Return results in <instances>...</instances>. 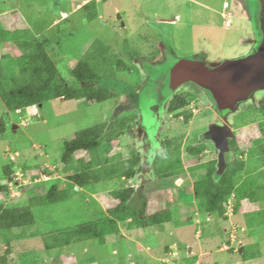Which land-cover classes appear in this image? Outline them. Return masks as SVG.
I'll return each mask as SVG.
<instances>
[{
  "label": "rangeland",
  "instance_id": "rangeland-1",
  "mask_svg": "<svg viewBox=\"0 0 264 264\" xmlns=\"http://www.w3.org/2000/svg\"><path fill=\"white\" fill-rule=\"evenodd\" d=\"M87 1L93 0H0V23L4 28H31L37 35L50 38L47 48L63 81L72 79V70L96 41L111 46L114 53L133 66L131 71H119L122 83L110 81V88L117 89L118 95L109 100L51 98L24 113L10 114L9 129L0 138V182L9 184V202L21 195L44 194L53 181L68 182L66 173L59 169L66 139L84 128L138 111L141 101H159L160 84L152 75L160 69L158 63L169 57L167 51L177 58L199 53L209 60H222L242 55L251 41L249 21L255 13L252 0H96L99 16L95 19H89L83 10ZM19 53L12 43L0 44V59L9 55L5 62L11 63ZM173 62L169 59L167 66ZM170 80L168 84L173 85ZM180 90L191 95L194 115L189 124L183 123L182 118L165 115L161 132L163 138L184 134L185 148L201 140V133L206 135L217 114L202 89L185 84ZM259 106L253 105L249 108L251 113H241L237 118L234 138L244 151L238 153L243 159L249 157L251 148L264 142V111ZM143 141V132L131 125L119 139L104 147L103 154H125L129 147L142 150ZM204 142L207 149L200 158L187 159L183 155L186 172L180 176L183 179H176L181 185L169 178L152 177L145 166L133 179L101 181L93 191L75 186L69 199L36 206L34 225L5 235L14 237L12 264H161L165 260L186 264L187 259H195L193 264H264V216L260 215L264 201L245 200L235 211V199L231 197L228 219H208L195 197L194 183L202 172L194 173L189 166L217 156L215 145L207 136ZM78 156L89 158L84 152ZM259 162L250 163L245 171L251 174L244 176H248L249 183L264 186V165ZM10 163L15 166L16 182H8L3 174L4 165ZM123 185L139 189L135 194L138 211L144 195L148 199L147 213L169 209L172 220L158 227H127L119 223L120 232L109 234L103 244L88 240L62 250L45 249L44 235L107 216L116 205L114 191ZM197 219L205 223L202 225ZM248 219L254 224L248 226ZM229 243L232 251L221 249ZM243 244L251 245L247 250L256 253V257L245 259L239 251ZM7 248L0 243V253Z\"/></svg>",
  "mask_w": 264,
  "mask_h": 264
},
{
  "label": "trees",
  "instance_id": "trees-1",
  "mask_svg": "<svg viewBox=\"0 0 264 264\" xmlns=\"http://www.w3.org/2000/svg\"><path fill=\"white\" fill-rule=\"evenodd\" d=\"M252 3L255 9L252 21L256 27L258 0H252ZM82 7L89 19L99 16L96 0L87 1ZM1 43H12L20 53L14 56L11 63L5 62L8 54L0 59V100L3 104V113L0 114V138L9 129L8 118L12 112L24 113L29 107L41 106L51 98L109 100L118 95L117 89L110 88V81L122 83L118 78L119 71L133 69L124 57L113 52L111 46L96 41L72 70V79L63 81L60 70L47 48L50 38L46 35H37L31 28H4L0 23ZM201 56L203 55L199 53L183 58L169 55L158 63L160 69L154 74L151 73L152 77L159 78H156L157 84H160L159 101L157 99L141 101L138 103V111L133 110L124 117H114L102 124L84 128L73 138L66 139L61 156V163L64 166L61 164L59 169L66 173L68 182L53 181L44 194L31 193L28 197L21 195L17 200L10 202L7 201L9 184L0 182V195H3V199L0 200V234L3 235L2 237L0 235V243L8 246L0 253V264L13 263L10 253L14 237L11 235L5 238V235L14 229L34 225L36 206L69 199L75 186L93 191L101 181L115 178L133 179L143 172L145 166L149 168L152 177L175 181L186 172L183 155H186L187 159L201 157L200 155L207 149L204 142L205 134L201 133V140L203 138L204 141L191 142L183 148L184 134L163 138L161 132L166 124L165 115L169 118H182L185 124H189L194 115L190 106L192 97L190 94L180 92L182 86L192 84L212 97L201 77V73L209 65L205 62L208 59ZM169 59L174 62L168 67ZM144 68L147 67L143 66ZM170 79H173V85L168 84ZM259 110L264 111V99L260 102ZM131 125H137L138 130L143 132L142 150L129 147L125 154L120 152L105 156L104 147L119 139ZM233 139L230 140L231 153L224 168H220L217 156L189 166V170L194 173L198 170L202 172L200 179L194 183V194L207 218L213 216L216 219H228L226 212L231 197L235 199V211H238L245 200L264 201V186L253 185L248 182V176H244V173L250 176L251 172L245 170L253 161H260L259 163L264 165V142L251 148L249 157L243 159L238 153L243 154L244 151L239 148L237 140ZM81 152L87 153L89 158L78 156ZM3 170L8 182L18 181L14 175L13 163L4 165ZM50 174L53 175V172ZM21 189L23 192L26 191L24 187ZM138 192L139 189L130 185L118 188L113 193L116 205L109 209L107 216L44 235L45 249L62 250L72 244L88 240L103 244L109 234L120 232L119 223L127 227L136 225L158 227L172 220L173 214L169 209L147 213L148 199L144 195L142 209L138 211L135 208L137 202L135 194ZM262 211L263 214L260 215L264 216V210ZM249 220V225L254 224ZM247 247L251 245L243 244L239 247L243 257L245 259L256 257V253H249ZM194 260L187 259L185 263L193 264Z\"/></svg>",
  "mask_w": 264,
  "mask_h": 264
},
{
  "label": "water",
  "instance_id": "water-1",
  "mask_svg": "<svg viewBox=\"0 0 264 264\" xmlns=\"http://www.w3.org/2000/svg\"><path fill=\"white\" fill-rule=\"evenodd\" d=\"M259 14L257 20V42L254 48L246 55L227 59L223 62L206 66L201 77L207 84L213 97L219 101L222 107H232L237 101L246 98L251 92L257 88L264 87V0H258ZM223 73L224 82L216 81V77ZM222 80V78H219ZM224 105V106H223ZM17 125H13L15 129ZM221 130V128H219ZM214 130H211L210 135L218 148L221 147V142L228 143L226 133L215 136ZM208 136V135H207ZM225 141V142H224Z\"/></svg>",
  "mask_w": 264,
  "mask_h": 264
},
{
  "label": "flooded vegetation",
  "instance_id": "flooded-vegetation-1",
  "mask_svg": "<svg viewBox=\"0 0 264 264\" xmlns=\"http://www.w3.org/2000/svg\"><path fill=\"white\" fill-rule=\"evenodd\" d=\"M258 14H259V9H258ZM257 20H258V15H257ZM249 22H250L249 23V32H250L249 36L251 38V41H250V44H249L247 50L242 55H239L236 57H231L228 59L237 58V57L246 55L256 45V42H257V25H256V27L253 26L254 23L252 21V17H250ZM167 54L168 55L171 54L170 56L176 57L175 55H172V52L167 51ZM194 55H196V53ZM207 59L208 60H205V62L209 64L208 67H210L212 65H217V64L223 62L224 60H227V59L209 60V58H207ZM223 75H225V74L222 71V73H220L216 77L214 76V79L216 81L218 80L221 83H223L224 82ZM219 78H222V80H220ZM207 97L209 100L212 101V104L214 106V108H212V110L217 115H214L215 116L214 120L211 123H209L208 129L206 130V136L208 135L207 137L214 143L215 148L217 150V158H218L219 166H220V168H224L226 163H227V159H228L227 156L231 153L230 140L235 137L237 118L239 115H241V113L242 114L251 113V110L249 108H251L253 105H255L256 107L260 105V102L264 99V87L257 88L256 90L251 92L246 98L241 99V100L237 101L236 103H234L233 106L230 108L226 107L224 105H223L224 107H222L220 105L219 101H217L213 97V95H212V97H210L209 95ZM247 104H249V106H246ZM215 127H216V130H214L215 136L217 134H222V132L225 134L227 131L226 138L228 139V143L224 144L223 143L224 139L219 140L221 142L220 148H218L216 146V143L213 141V138L210 135L211 130L213 131V129ZM219 128H221V130ZM224 134H222V136L219 135V137H224Z\"/></svg>",
  "mask_w": 264,
  "mask_h": 264
},
{
  "label": "crops",
  "instance_id": "crops-1",
  "mask_svg": "<svg viewBox=\"0 0 264 264\" xmlns=\"http://www.w3.org/2000/svg\"><path fill=\"white\" fill-rule=\"evenodd\" d=\"M180 179H183V177H182V178L180 177ZM147 182H148V181H147ZM175 183L178 184V185H181V184L179 183L178 180H175ZM149 214H151V213H149ZM206 221H207L206 223H208V222H210L211 220H210V221L206 220ZM197 222H199V223L202 224V225L205 223V222L202 221L201 219H200V220L197 219ZM165 224H166V223H165ZM246 224H247L248 226H250V225L248 224V222H247ZM210 229H211V232H213L215 228L212 227V228H210ZM210 229H209V230H210ZM225 229H226V232H227V228H225ZM199 232H200V231H199ZM173 247L176 248L177 245H174ZM229 248H230V243H229L228 245L225 244L224 246L221 247V249H224V250H227V249H229ZM229 250H230V249H229ZM229 250H228V251H229ZM166 252H167V250H166ZM176 252H178V250H175V253H176ZM190 253H192V249L190 250Z\"/></svg>",
  "mask_w": 264,
  "mask_h": 264
},
{
  "label": "built area",
  "instance_id": "built-area-1",
  "mask_svg": "<svg viewBox=\"0 0 264 264\" xmlns=\"http://www.w3.org/2000/svg\"><path fill=\"white\" fill-rule=\"evenodd\" d=\"M228 208H230V200H229ZM161 264H179V263H176L174 261L165 260Z\"/></svg>",
  "mask_w": 264,
  "mask_h": 264
},
{
  "label": "clouds",
  "instance_id": "clouds-1",
  "mask_svg": "<svg viewBox=\"0 0 264 264\" xmlns=\"http://www.w3.org/2000/svg\"><path fill=\"white\" fill-rule=\"evenodd\" d=\"M211 217H208V219H210Z\"/></svg>",
  "mask_w": 264,
  "mask_h": 264
}]
</instances>
